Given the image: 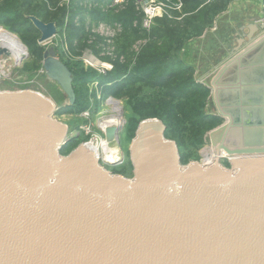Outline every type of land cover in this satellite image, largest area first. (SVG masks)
<instances>
[{"label":"water","instance_id":"1","mask_svg":"<svg viewBox=\"0 0 264 264\" xmlns=\"http://www.w3.org/2000/svg\"><path fill=\"white\" fill-rule=\"evenodd\" d=\"M27 17L38 44L56 36L54 22ZM238 29L207 86V114L223 120L205 135L209 163L182 164L164 122L145 118L128 147L131 176L112 173L118 159L98 158L90 140L61 153L74 135L52 99L0 90V264H264V21ZM41 66L73 105L53 46ZM123 123L102 128L109 146Z\"/></svg>","mask_w":264,"mask_h":264},{"label":"trees","instance_id":"2","mask_svg":"<svg viewBox=\"0 0 264 264\" xmlns=\"http://www.w3.org/2000/svg\"><path fill=\"white\" fill-rule=\"evenodd\" d=\"M94 1L100 5L105 3L104 0H91ZM128 1L125 9L112 15V9H108L106 14L92 13L87 9V0H68L67 3L64 0H0V23L5 22L20 37L31 39L29 48L36 59L31 67L26 63L24 68L34 70L41 68L38 61L43 53L37 43L40 33L28 20L29 15L43 22H54L59 34L62 32L61 21L64 18L67 24L76 25L79 31L76 48L86 36L82 26L86 23L84 13L93 14L96 20H103L109 25L118 24L119 34L123 32L128 37V50L135 41H143L138 50L131 49L128 53L127 49H121V53L112 61V70L101 75L91 68L85 69L82 61L74 59L77 56L74 53L75 46L70 45L66 52L58 44L55 47L56 54L72 73L76 97L75 103L61 107L60 113L73 112L78 115L89 109L88 102L83 103L86 100V93L82 90L85 81L99 80L103 91L111 83L109 94L118 99H126V120L131 139L141 120L158 118L166 125L165 137L176 141L181 163L187 164L198 159V150L205 144V135L221 124L222 119L205 111L210 89L196 80V69L183 59L180 50L189 39L199 37L205 26L210 25L211 19L206 18L209 9L213 10V14L220 12L231 0H210L209 5H204L206 0H167L165 12L153 18L149 29L142 26L143 12L135 11L132 0ZM91 2L89 4L93 5ZM179 2L181 5L176 8ZM107 4L116 6L112 0L107 1ZM73 10H78L76 17L73 15L75 21L71 18ZM52 11L55 13L52 14ZM68 30L72 31L73 28L68 27ZM119 34L115 31L114 40ZM88 74L92 79H86ZM75 129L79 130V127L70 128L71 131ZM86 138L74 135L61 153L67 154Z\"/></svg>","mask_w":264,"mask_h":264},{"label":"rangeland","instance_id":"3","mask_svg":"<svg viewBox=\"0 0 264 264\" xmlns=\"http://www.w3.org/2000/svg\"><path fill=\"white\" fill-rule=\"evenodd\" d=\"M104 5H100L98 1L91 2V0H87L88 2V10H91L92 13H101L106 14L108 9H112L111 14H116L125 9L128 5V0H123L120 4H117L115 7L107 4V1L104 0ZM152 3L157 4L160 3L161 0H150ZM93 5H90L89 3ZM135 5V11H141L140 5L136 2V0H132ZM76 3V2H75ZM209 5L210 0H206L204 5ZM112 7V8H111ZM206 8V7H205ZM207 9V8H206ZM78 10H73L71 18L75 21V14ZM55 13L54 11L51 12ZM75 17H74V16ZM206 18L211 19L210 25L205 26L203 29L202 35L196 38L189 39L185 45L180 50V54L183 56V59L190 65H192L195 71V78L197 81L203 83L206 86H211V82L213 78L218 73L220 67L227 61L229 58V49L230 47L236 46V39L239 37V29L238 26L240 24H246L249 22L251 17L256 18V21H264V0L260 1H250V0H231L227 7L220 12L213 14V10L209 9L207 11ZM82 18V16H79ZM83 18L86 20V23H83L84 32H86L85 40L79 44V46H75L76 36L79 35L78 27L76 25L67 24V19L62 20V32L57 33L56 36L49 40L44 44H39V47L42 48V53L48 47L53 46L54 48L60 44V49L68 52V48L70 45L74 47L75 56L74 59L78 61H82L80 57L83 56L84 52L89 50L100 62H109L113 65L112 61L116 59V55L121 53V49L126 50L128 47V37L123 32L119 34L120 27L118 24L105 23L103 20L95 19V15L90 13L86 15L83 14ZM91 18L93 20H91ZM2 22V21H1ZM81 25V24H80ZM0 26L16 35L20 42L26 47V53L21 55L23 57L22 60L18 62L13 61L12 58H8L5 55H0V90H22L28 89L42 93L44 96L52 99L57 108H61L65 106L67 99L60 88L56 85L55 82L50 80L42 70V58L39 59L38 63L41 68L36 70L24 68L26 63L31 67L36 57L35 54L29 48V39L27 36L25 38L23 36H19L18 33L14 32L10 29V26L5 22L0 23ZM68 27H72L73 30L69 31ZM115 31L118 32L119 36L114 40L113 34L115 35ZM113 36V37H112ZM112 37V38H111ZM143 41H135L131 48L126 52H130L131 49L138 50V47L141 46ZM77 53V54H76ZM27 54V55H25ZM125 55V54H123ZM105 57H109L106 59ZM125 62V61H124ZM82 63V62H81ZM29 68V67H28ZM93 70V69H92ZM95 71V70H94ZM100 75L103 74L101 72H97ZM86 79H92L91 75L88 74ZM107 89L103 91V85L100 84L99 80H91L85 81L82 85V90L85 91L86 96L83 103L88 102V110L90 111V121L93 125L92 133L89 135H85L82 131L78 129L70 130V128H75L83 125V118L80 116V113L69 112V113H59V109L55 112L56 118L63 121L69 126V136L78 135V137H86L83 141H89L90 139H97L99 135V128L97 129V125L100 126L105 122L106 118H110L115 114L113 112V105L110 100L117 101V106L120 108L121 117L123 121V127L120 133V144H113L114 159L128 155V147L131 141L129 124H127V115L128 112L126 108V99H118L109 94V90L111 87V83L106 86ZM209 103V102H208ZM206 112H210V108L208 104L205 107ZM80 118V119H79ZM72 126H71V124ZM102 127V126H101ZM77 130L79 132H77ZM104 138V137H102ZM92 141V140H90ZM210 147L206 142L205 144L198 150L199 157L197 160L191 161H201L202 162H212L213 160H205L204 153L208 150L206 148ZM206 149V150H205ZM223 165L224 163L221 162ZM226 166V165H224ZM121 166L117 167H109V170H121ZM129 168V167H128Z\"/></svg>","mask_w":264,"mask_h":264},{"label":"built area","instance_id":"4","mask_svg":"<svg viewBox=\"0 0 264 264\" xmlns=\"http://www.w3.org/2000/svg\"><path fill=\"white\" fill-rule=\"evenodd\" d=\"M123 0H112L113 5L120 4ZM167 0H161L160 3L154 4L150 0H136V2L140 5V10L143 12V21L142 26L146 29H149L150 25L152 24V20L156 16H161L165 9L168 7ZM179 1V0H178ZM208 1V0H207ZM250 1H260V0H250ZM65 3L68 2V0H64ZM181 3L179 2L176 8H179ZM82 60V63L84 65V68H91L97 72H101L105 74L107 71L112 70L113 65L109 62H100L97 60V58L94 56L91 51L87 50L84 52L83 56L80 57ZM117 104V103H116ZM113 110V109H112ZM80 116L84 119L85 123L81 126H79V131H82L85 135H89L92 133L93 125L90 121L91 115L89 110H84L80 113ZM99 128V136L103 137L102 128L99 125H97V129ZM98 139V138H97ZM90 140H93L90 139Z\"/></svg>","mask_w":264,"mask_h":264},{"label":"bare ground","instance_id":"5","mask_svg":"<svg viewBox=\"0 0 264 264\" xmlns=\"http://www.w3.org/2000/svg\"><path fill=\"white\" fill-rule=\"evenodd\" d=\"M2 46L6 47L10 53L8 58H12L13 61L16 62H18L21 55L26 53V50L20 46L16 37L0 26V47ZM109 102L112 103L113 112H115V114L110 118H106L105 122H103V124L101 125L102 127L108 124H119L120 122H122L121 112L119 109L120 107L117 106V104L113 100H109ZM86 147L91 149L98 158L107 161H111L114 159V154L112 151L116 149H114L112 146H109L105 138L99 137L98 139H93L86 144ZM206 149L208 150L203 155L205 160H214L216 156L214 149L211 147Z\"/></svg>","mask_w":264,"mask_h":264},{"label":"flooded vegetation","instance_id":"6","mask_svg":"<svg viewBox=\"0 0 264 264\" xmlns=\"http://www.w3.org/2000/svg\"><path fill=\"white\" fill-rule=\"evenodd\" d=\"M57 34V33H56ZM236 45H237V41H236ZM44 53V52H43ZM58 57V56H57ZM59 59V57H58ZM42 60H43V55H42ZM19 61V60H18ZM59 109V113H60V107L58 108ZM220 118V117H219ZM223 122V120H222ZM221 122V123H222ZM119 144H120V133H119ZM117 158L113 159V160H116ZM112 161V160H111ZM222 162L224 163V165L228 166V163H227V159L225 158L224 160H222ZM121 166L120 168H122V171L119 169V170H109L110 168L109 167H119ZM109 171H111L112 173H116V174H119V175H122V176H131V171H132V167H131V164H130V161H129V157L128 155L125 156L124 154L122 155V157H119L118 158V163H116L115 165L113 166H105ZM129 167V168H128Z\"/></svg>","mask_w":264,"mask_h":264},{"label":"crops","instance_id":"7","mask_svg":"<svg viewBox=\"0 0 264 264\" xmlns=\"http://www.w3.org/2000/svg\"><path fill=\"white\" fill-rule=\"evenodd\" d=\"M262 21V20H261ZM260 22V21H259Z\"/></svg>","mask_w":264,"mask_h":264}]
</instances>
